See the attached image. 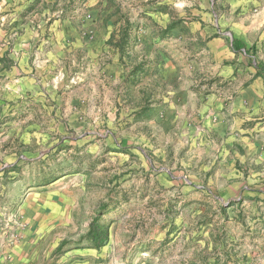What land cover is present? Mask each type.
Instances as JSON below:
<instances>
[{
  "label": "rangeland",
  "instance_id": "1",
  "mask_svg": "<svg viewBox=\"0 0 264 264\" xmlns=\"http://www.w3.org/2000/svg\"><path fill=\"white\" fill-rule=\"evenodd\" d=\"M252 1L213 10L245 21ZM201 3L0 0V253L264 264L261 151L232 167L219 136L195 130L201 99L235 89ZM92 224L107 232L100 248Z\"/></svg>",
  "mask_w": 264,
  "mask_h": 264
},
{
  "label": "crops",
  "instance_id": "2",
  "mask_svg": "<svg viewBox=\"0 0 264 264\" xmlns=\"http://www.w3.org/2000/svg\"><path fill=\"white\" fill-rule=\"evenodd\" d=\"M213 1L200 0L204 29H209L206 24H213L211 19L215 24V35L207 44L209 50L217 57L227 54L226 58H222V60L227 59V64L222 65L219 76L221 75L224 81H230L235 89L229 94L214 92L201 99L200 108L194 118L197 123L195 130L200 133L203 129H207L219 136L223 146V159L230 157L228 162L232 167L245 162L247 151L259 153L260 150V157L259 154L257 157L263 162L264 77L259 74L256 66L260 64L264 67V0H253L248 3V6L251 4L257 9V15L254 18L247 17L245 21L241 19L239 22L226 20L223 14L220 15L213 10ZM222 6L225 5L222 3ZM236 6L233 8V13L240 5ZM250 34L255 37L253 41H249ZM233 39L242 42L246 49L254 47L258 56L254 59L251 53L245 55L244 50L233 52L231 49ZM100 55L96 51L95 56ZM165 68L166 66L162 69ZM169 68L173 67L169 65ZM245 74H248V77ZM13 246L8 256L0 253V264H27L23 262L25 257L22 252L23 245L19 243ZM71 252L66 253L65 256L74 254ZM68 258L70 257L65 260ZM71 264H81V262L74 260Z\"/></svg>",
  "mask_w": 264,
  "mask_h": 264
},
{
  "label": "trees",
  "instance_id": "3",
  "mask_svg": "<svg viewBox=\"0 0 264 264\" xmlns=\"http://www.w3.org/2000/svg\"><path fill=\"white\" fill-rule=\"evenodd\" d=\"M231 48L234 52H240L241 50H244V53L247 56L250 55V53H252V55H255L254 47L246 49L245 45L236 39L232 40ZM256 68L259 69V74L264 77V67L259 64L256 66ZM88 237L91 239V242L94 244L95 248H100L105 243V240L107 239V232L99 231L98 228L95 227V224H92L88 232ZM60 248L61 247H59L57 251Z\"/></svg>",
  "mask_w": 264,
  "mask_h": 264
}]
</instances>
